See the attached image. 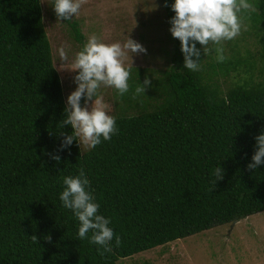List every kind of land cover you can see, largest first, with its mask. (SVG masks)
Here are the masks:
<instances>
[{"label": "trees", "instance_id": "obj_1", "mask_svg": "<svg viewBox=\"0 0 264 264\" xmlns=\"http://www.w3.org/2000/svg\"><path fill=\"white\" fill-rule=\"evenodd\" d=\"M174 2L167 0L169 21ZM253 2L264 75V0ZM63 21L82 42L78 21ZM172 60L154 70L151 93L122 98L110 140L101 137L83 152L75 140L61 149L63 134L74 129L63 127L66 104L41 1L0 0V264H118L264 211V164L247 167L264 133V80L248 82L254 65L246 60H217L209 64L213 74L222 65L220 75H228L240 64L249 73L222 90L212 76L183 68L178 38ZM217 167L224 175L216 181ZM81 168L99 214L122 241L117 246L114 238L103 255L91 232L79 238L80 222L60 200L64 177Z\"/></svg>", "mask_w": 264, "mask_h": 264}, {"label": "rangeland", "instance_id": "obj_2", "mask_svg": "<svg viewBox=\"0 0 264 264\" xmlns=\"http://www.w3.org/2000/svg\"><path fill=\"white\" fill-rule=\"evenodd\" d=\"M40 1L45 30L51 45L52 60L60 77L66 105L68 96L78 87L74 81L78 72L70 68H61L63 63L59 57L61 46L65 48L68 55L64 67L74 62L76 54L83 49L93 35L109 44L119 42L123 45L131 38L147 49L146 52L139 54H132L129 51L124 60L125 66L131 70L128 93L120 96L114 87L102 86L99 89L103 102L109 106V115L124 109V106L120 105L124 96L129 95L131 99H134L136 87L144 82L146 76L148 79H155L158 77L155 71L175 65L172 60L174 37L170 31L171 23L164 0H86L79 14L72 18L79 23L80 31L84 36L82 42L74 37L68 23L58 20L52 0ZM250 2L254 3L253 0ZM253 22L252 13L250 16H244L247 30H242L233 40L224 41L222 46L227 60L237 58V60H246L254 65L251 70L252 77L248 79V82L258 85L264 80V75L260 69V44L258 35L252 29ZM196 46L201 51L198 70L201 78L209 80L212 76V81L220 85L222 90L236 83H242L241 79L244 76L247 79L249 73L245 71L244 64L232 69L228 75H220L223 71L220 65L216 69L218 73L213 74L209 64H215L217 61L216 46L210 44L207 55L199 42ZM152 88L154 89V86L147 87L144 94L151 93ZM94 99L87 104L89 110H91ZM81 106H85V101ZM78 144L82 152L88 149L79 142ZM117 263L264 264V211L176 239L131 257L120 258Z\"/></svg>", "mask_w": 264, "mask_h": 264}, {"label": "clouds", "instance_id": "obj_3", "mask_svg": "<svg viewBox=\"0 0 264 264\" xmlns=\"http://www.w3.org/2000/svg\"><path fill=\"white\" fill-rule=\"evenodd\" d=\"M85 2L86 0H54L53 6L58 20H71L73 16L79 14ZM171 7L175 16L171 18L170 31L174 38L181 41V51L184 54L183 68L189 71H198L200 68L201 51L196 46L197 42L203 46L206 55L209 52V45H215L217 60L223 62L226 59L223 54V42L233 40L242 30H247L243 14L250 15L257 10L250 0H175ZM129 51L132 54H139L146 52L147 49L131 38L123 45L119 42L109 44L93 35L76 54L74 62L64 67L68 55L65 48L60 47L59 57L63 62L61 68H70L78 72L74 77L78 87L67 98L64 110L67 116L63 120V127L71 125L74 131L71 134L62 133L64 140L61 149L69 148L74 140L85 147L94 148L101 143V137L110 140L118 131L116 120L109 115V106L103 102L99 89L102 86L114 87L120 96L129 92L131 70L124 64ZM151 86V80L146 76L144 82L136 87L133 98L144 94L146 88ZM82 98L85 101L84 107L81 106ZM93 98L94 103L89 110L87 104ZM255 139L256 151L252 156V162L247 165L250 170L264 164V133ZM53 159L59 162L61 157L53 155ZM214 175L216 181L223 179V168L217 167ZM63 184L66 187L60 194V200L65 208L74 212L80 222L79 238L85 239L91 232L90 242L102 247V255L104 252L112 251L110 242L114 238L116 245L119 246L121 238L109 227L110 219L99 214V205L94 202L92 192L87 190L90 181L84 169L81 168L76 177H64ZM31 238L34 243H39L36 235H32ZM47 239L51 240L50 237Z\"/></svg>", "mask_w": 264, "mask_h": 264}, {"label": "water", "instance_id": "obj_4", "mask_svg": "<svg viewBox=\"0 0 264 264\" xmlns=\"http://www.w3.org/2000/svg\"><path fill=\"white\" fill-rule=\"evenodd\" d=\"M234 222V221H233Z\"/></svg>", "mask_w": 264, "mask_h": 264}]
</instances>
